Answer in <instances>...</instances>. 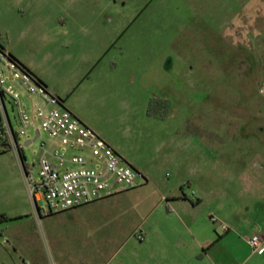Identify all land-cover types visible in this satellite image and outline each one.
Masks as SVG:
<instances>
[{
  "label": "rangeland",
  "instance_id": "1",
  "mask_svg": "<svg viewBox=\"0 0 264 264\" xmlns=\"http://www.w3.org/2000/svg\"><path fill=\"white\" fill-rule=\"evenodd\" d=\"M87 2V21L62 22L57 32L64 26L68 33L43 50L59 61L61 76L83 70L69 100L154 183L60 213L39 202V220L19 161L7 151L0 154V221L23 215L8 224L36 227L52 259L55 249H68L101 264H173L195 243L197 218L215 229L224 252L251 254L246 239L259 230L245 217V172L264 161V0ZM10 27L0 17L2 44ZM101 46L100 59L87 66ZM32 138L29 129L23 140ZM43 142L51 143L44 133L24 148L36 176ZM170 191L195 203L190 217L168 209ZM222 224L233 229L226 234ZM186 264L214 263L199 256Z\"/></svg>",
  "mask_w": 264,
  "mask_h": 264
},
{
  "label": "built area",
  "instance_id": "2",
  "mask_svg": "<svg viewBox=\"0 0 264 264\" xmlns=\"http://www.w3.org/2000/svg\"><path fill=\"white\" fill-rule=\"evenodd\" d=\"M29 129H33L34 138L23 140ZM43 133L51 143L41 144L36 176L27 164L24 148ZM7 151L19 161L39 220V202H44L49 213H60L116 196L148 181L143 172L65 108L64 102L30 70L0 48V154ZM221 229L228 232L231 228L222 224ZM136 236L141 241L145 238L143 232ZM249 245L255 253L264 252L259 236H253Z\"/></svg>",
  "mask_w": 264,
  "mask_h": 264
},
{
  "label": "crops",
  "instance_id": "3",
  "mask_svg": "<svg viewBox=\"0 0 264 264\" xmlns=\"http://www.w3.org/2000/svg\"><path fill=\"white\" fill-rule=\"evenodd\" d=\"M87 1L0 0V17L11 25L5 31L7 42L5 44L0 43L17 61L30 70L51 94L62 99L65 108L72 110L71 112L83 124L97 132L129 162V157L124 154L123 148L105 137L103 131L97 127L96 129L92 120L85 121L78 112L79 107L69 100L71 96L68 94L81 80L83 70L76 71L75 69L76 72L73 71L74 73L71 75L61 76L57 65L59 61L55 59L50 50H43V48L55 47L60 42L59 34L61 32L68 33L64 31L67 28L64 26H62L61 31L57 32L58 25L62 22L66 25L69 23L80 25L87 21L89 15L85 9H88L91 4ZM100 3L103 4L104 0H100ZM112 5H117V0H108L107 7ZM101 49L102 46L94 51L93 56L86 61L87 66H95L100 59ZM261 94L264 98V93L261 92ZM66 95L68 96L66 97ZM99 109L105 114L108 112V106L105 103H102ZM261 121L264 124V118ZM253 153L256 154L255 157L260 158L262 151L254 150ZM129 163L133 165L131 162ZM133 166L135 167V165ZM178 169L183 172L184 167L180 165ZM251 169L255 171L253 173L249 171L248 176L245 172V186L248 188L247 195L245 194V217L249 219V222L258 226L259 233L252 234L251 237L259 236L263 240L264 246V161L261 158L256 160ZM144 172L143 174L148 180L147 183L150 179L153 181L152 178L154 177ZM182 182L184 184V179ZM163 199L168 203L167 207L171 212L180 209L188 217L192 215L191 208L195 206V203L190 202L185 194L180 197L178 193L175 194L170 191V194ZM196 201L197 204L201 202L200 199ZM22 216L5 217L4 220L0 221V237L6 239V243H4L3 239L0 238V264H101L100 261L90 257H76L74 251L68 249L63 251L55 249V259L50 258V250L48 256L42 243L41 233L36 227L8 224L12 220H20ZM201 220L202 218H197L192 221V225L198 233L195 237V243H187L178 253L173 264H186V259L192 261L199 256L211 259L214 264H264V252L259 254L252 251L246 257H234L233 253L224 252L221 244L222 238L217 235L210 223L203 224L200 223ZM31 221L34 220L31 219ZM1 223L5 224L1 225ZM229 227L231 229L226 234L233 229L230 225ZM153 231L154 229L150 228L147 232L151 234ZM250 239V237L247 238L246 243L251 248ZM163 258L169 259L166 254Z\"/></svg>",
  "mask_w": 264,
  "mask_h": 264
},
{
  "label": "trees",
  "instance_id": "4",
  "mask_svg": "<svg viewBox=\"0 0 264 264\" xmlns=\"http://www.w3.org/2000/svg\"><path fill=\"white\" fill-rule=\"evenodd\" d=\"M0 48L1 49H4V47L3 46H1L0 45ZM10 56H11V58L13 59V60H15V61H17L11 54H10ZM17 62H19V61H17ZM20 63V62H19ZM24 66V65H23ZM25 67V66H24ZM26 68V67H25ZM62 100V99H61ZM63 101V100H62ZM149 113L151 114V115H156V110H155V102H151L150 103V106H149Z\"/></svg>",
  "mask_w": 264,
  "mask_h": 264
}]
</instances>
